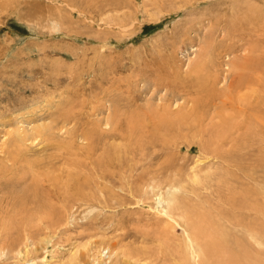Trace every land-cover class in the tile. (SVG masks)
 <instances>
[{"label":"rangeland","instance_id":"obj_1","mask_svg":"<svg viewBox=\"0 0 264 264\" xmlns=\"http://www.w3.org/2000/svg\"><path fill=\"white\" fill-rule=\"evenodd\" d=\"M258 187L264 0H0V264H264Z\"/></svg>","mask_w":264,"mask_h":264},{"label":"bare ground","instance_id":"obj_2","mask_svg":"<svg viewBox=\"0 0 264 264\" xmlns=\"http://www.w3.org/2000/svg\"><path fill=\"white\" fill-rule=\"evenodd\" d=\"M75 114V113H74ZM76 116H77V113H76ZM158 120V119H157ZM160 120V119H159ZM159 125V124H158ZM89 132H92V131H89ZM118 134V133H117ZM116 134V135H117ZM21 135V134H20ZM22 137V136H21ZM87 139H95V134H90V133H88V131H87V134H86V136H85ZM18 141V140H17ZM95 142V141H94ZM263 188V187H262ZM262 188L261 187H258L256 190H254V193L252 194L251 192L249 193L250 195H248V196H246V198H243L242 199V201L244 200V202L247 200V199H249V201H253L252 202V204H246V203H241V207L242 206H246L247 208L249 207V209L248 210H254L255 209V206H256V204H260V208L264 205V196H260L259 194L261 193V192H263V190H262ZM228 189V188H227ZM264 189V188H263ZM36 190V189H35ZM16 193V192H15ZM244 193V192H243ZM242 197H243V195H242ZM192 200V199H191ZM239 201V200H238ZM237 201V202H238ZM170 203V202H169ZM240 203V202H239ZM247 203H248V201H247ZM193 206V205H192ZM238 207H240V204H239V206ZM237 207V208H238ZM190 208V207H189ZM187 209L188 211H187V215H190L191 214V212H192V219H191V222L193 221V223H191V228H192V236L191 237H193V238H195L196 240H197V242H198V240H200V244H199V242H198V246H196V247H199L202 251H201V257H200V260H197L196 258L197 257H199V251H197L196 249L193 251V254H195V259L197 260V261H199V264H216V262H215V258H216V256H217V254L218 253H220V252H222L224 255H227L228 254V244L230 243V239H229V237H231L229 234H228V231H226L225 229H226V227H225V231H223L222 230V228H218V225L217 224H215V222H213V221H211L210 220V222H207V224H206V226H203L202 227V224L204 223V222H206V215L203 213V212H200L199 210H198V208H196V207H193V208H190V209ZM246 208V209H247ZM180 209V208H179ZM184 210V209H183ZM26 212V211H25ZM222 213V212H221ZM220 213V214H221ZM242 213V212H241ZM168 214H169V212H168ZM221 215H224V214H221ZM171 216V215H170ZM235 216V215H234ZM242 216V215H241ZM171 218V217H170ZM216 218V217H215ZM222 218V217H221ZM227 218H229V216L227 217ZM226 218V215H225V217L223 218V220L224 219H226V220H229V219H227ZM238 219H240L241 221H242V223H243V225H244V227H248V220H247V218H245L244 216H242V217H237ZM244 218L247 220V221H245L244 220ZM218 219V218H217ZM216 220V219H215ZM221 219H219V221H220ZM233 220H235L234 218H233ZM232 220V221H233ZM219 221H218V223H219ZM225 221V220H224ZM223 221V222H224ZM236 221V220H235ZM222 222V223H223ZM231 222V221H230ZM227 223V222H226ZM225 223V224H226ZM229 223V222H228ZM225 224H224V226H225ZM230 224H232V222L230 223ZM214 225H217V226H214ZM227 225V224H226ZM220 226H223V225H221V223H220ZM236 225H234V227H235ZM215 228H218V229H215ZM224 228V227H223ZM204 229H206V230H204ZM190 232V231H189ZM191 233V232H190ZM189 233V236L191 235ZM233 233V232H232ZM238 234V233H237ZM237 234H234V237H235V235H236V239L239 237ZM224 235H227V237H225ZM232 235V234H231ZM223 236H224V238H223ZM238 236V237H237ZM261 237H264V236H261ZM189 239V238H188ZM239 239V238H238ZM194 239H192L191 240V243H193L194 244V241H193ZM264 239H260V240H257V239H255V244H256V242H259V241H263ZM190 243V244H191ZM247 244L249 243L248 242V239H247V242H246ZM249 245V244H248ZM262 245V244H261ZM264 245V244H263ZM262 245V246H263ZM189 248H191V247H189ZM188 248V249H189ZM193 249V248H192ZM191 249V250H192ZM252 249V248H251ZM254 250V249H253ZM197 251V252H196ZM250 251L251 250H249V252H242V254H241V257H240V260H242V258L244 259L245 257L247 258L246 260H250V258H251V260L252 259H254V258H252L253 256H255L254 255V253L252 252L251 253V255H250ZM254 251H256V250H254ZM191 253V252H190ZM198 253V255H196ZM256 253V252H255ZM260 253V252H259ZM259 253H258V255H259ZM257 254V253H256ZM261 254L263 255V253L261 252ZM174 255V254H173ZM204 256H208L209 257V259H206ZM251 256V257H250ZM261 256V255H260ZM176 258V257H175ZM177 259V258H176ZM255 259H257L258 261H259V259L260 258H255ZM261 259H264L263 257L261 258ZM260 259V260H261ZM243 261V260H242ZM253 261V260H252ZM262 262L261 263H264V260H261ZM250 263H251V261H249ZM188 263V262H187ZM198 263V262H197ZM250 263H248V264H250ZM219 264H229L226 260H223V261H219ZM233 264H242V262H240V261H236V262H234ZM244 264V263H243ZM245 264H246V261H245Z\"/></svg>","mask_w":264,"mask_h":264}]
</instances>
